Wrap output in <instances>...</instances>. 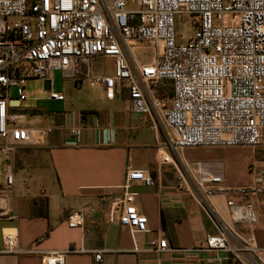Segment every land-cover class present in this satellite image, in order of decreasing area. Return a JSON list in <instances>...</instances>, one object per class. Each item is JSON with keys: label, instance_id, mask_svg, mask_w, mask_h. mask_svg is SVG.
<instances>
[{"label": "built area", "instance_id": "1", "mask_svg": "<svg viewBox=\"0 0 264 264\" xmlns=\"http://www.w3.org/2000/svg\"><path fill=\"white\" fill-rule=\"evenodd\" d=\"M227 13L233 15L229 22L224 19ZM177 14H190L195 23L185 43L177 42ZM137 43L155 47L152 63L138 61L132 52ZM96 55L113 59L112 75L81 70L79 63L88 64ZM51 70H60L66 78L83 77L90 86L102 85L111 95L125 87L134 112L148 115L153 129L162 124L173 132L174 141L168 138L166 144L176 154L186 147L264 143V0H0V219L18 217L13 190L15 150L40 145L51 131L22 124L26 81L47 80L49 98H64L53 90ZM165 80L172 87L169 102L156 94ZM78 132L71 128L68 134ZM1 160L5 161L2 170ZM172 162L178 180L214 232L191 249L172 248L165 238H152L143 250H192L206 264H264V248L254 233L253 204L227 199V218L212 202L216 193L262 194L264 177L248 185L223 187L219 166L211 170L210 163H191L179 154ZM131 181L153 184L145 171L128 168L122 195H103L101 200L109 203V219L127 225L134 238L136 232L147 231V217L130 203ZM92 212L93 207H87L70 213L68 226H81ZM2 239L3 252L37 253L42 264H64L68 252L22 248L13 232H4ZM100 258L97 251L95 259Z\"/></svg>", "mask_w": 264, "mask_h": 264}, {"label": "crops", "instance_id": "2", "mask_svg": "<svg viewBox=\"0 0 264 264\" xmlns=\"http://www.w3.org/2000/svg\"><path fill=\"white\" fill-rule=\"evenodd\" d=\"M79 67L82 71L88 68L93 75L114 72L113 59L102 55L92 57L88 64L80 62ZM67 79L73 82L78 105L64 106L62 112L49 115L52 122L46 127L51 131L43 143L18 147L14 152V207L18 217L0 219V264H42L37 253L3 252L6 231L17 234L22 248L68 250L64 264H206L200 260L201 254L192 250H143L152 238H165L172 248L191 249L214 232L178 180L172 160L179 154L191 163H210L211 170L219 166L223 187L248 185L264 177V143L256 147H186L176 154L166 144V127L159 124L153 129L148 115L131 109L125 87L111 95L104 86H90L83 77ZM44 82L49 89V81ZM83 85L90 93L80 92ZM156 94L169 102L171 83L161 81ZM71 128H77L78 134L69 135ZM4 165L1 160V170ZM128 168L143 170L153 179L152 185L131 181L128 188L133 193L130 203L147 217V231L136 232L134 238L127 225L109 219V203L101 200L103 195H122ZM23 177H27L26 183ZM227 199L253 204L257 213L254 233L264 248V193L213 195L217 210L229 218ZM41 201L46 204L40 205ZM87 207H93V212L85 215L83 224L69 227L67 216ZM97 251H101L99 260L95 259Z\"/></svg>", "mask_w": 264, "mask_h": 264}, {"label": "rangeland", "instance_id": "3", "mask_svg": "<svg viewBox=\"0 0 264 264\" xmlns=\"http://www.w3.org/2000/svg\"><path fill=\"white\" fill-rule=\"evenodd\" d=\"M232 17L233 15L229 13L224 15L226 22H229ZM11 20H14V18ZM174 21L177 42H187L195 30V23L193 21L192 15L177 14L175 15ZM132 52L140 63L150 64L153 62L155 57V47L146 43H137L132 48ZM106 69L107 71L110 70V63H108ZM49 78L54 85L53 90L63 93L65 99L63 101L50 99V90L46 87L44 80L28 79L26 81L27 98L22 100L21 103L22 107L25 109L23 112L26 115L22 120L23 125L31 127H46L52 122V119L49 117V115L52 113L62 112L64 110V106L76 107L78 105V95L75 92V87L72 80L63 78L62 72L60 70H51L49 73ZM80 92L90 93V88L86 85H83ZM14 93L15 90L13 91V94ZM36 115L39 116L34 117ZM32 117L34 118L31 119ZM166 132L169 136V139L174 141L175 136L173 132L167 127Z\"/></svg>", "mask_w": 264, "mask_h": 264}, {"label": "trees", "instance_id": "4", "mask_svg": "<svg viewBox=\"0 0 264 264\" xmlns=\"http://www.w3.org/2000/svg\"><path fill=\"white\" fill-rule=\"evenodd\" d=\"M36 203V202H35ZM46 204V202L45 201H41V203H40V205H45Z\"/></svg>", "mask_w": 264, "mask_h": 264}]
</instances>
